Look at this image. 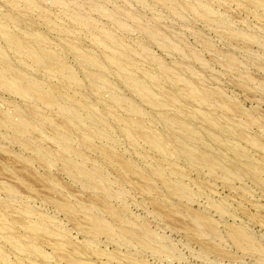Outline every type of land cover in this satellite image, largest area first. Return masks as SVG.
<instances>
[{
    "label": "rangeland",
    "instance_id": "rangeland-1",
    "mask_svg": "<svg viewBox=\"0 0 264 264\" xmlns=\"http://www.w3.org/2000/svg\"><path fill=\"white\" fill-rule=\"evenodd\" d=\"M0 264H264V0H0Z\"/></svg>",
    "mask_w": 264,
    "mask_h": 264
}]
</instances>
